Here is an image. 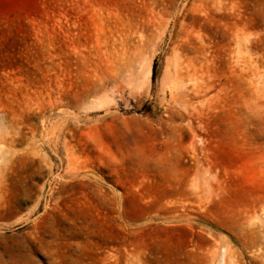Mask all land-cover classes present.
Instances as JSON below:
<instances>
[{"label":"rangeland","instance_id":"obj_1","mask_svg":"<svg viewBox=\"0 0 264 264\" xmlns=\"http://www.w3.org/2000/svg\"><path fill=\"white\" fill-rule=\"evenodd\" d=\"M0 264H264V0H0Z\"/></svg>","mask_w":264,"mask_h":264}]
</instances>
